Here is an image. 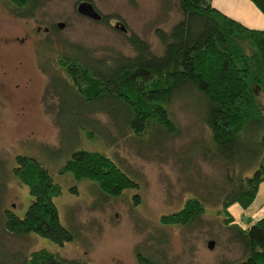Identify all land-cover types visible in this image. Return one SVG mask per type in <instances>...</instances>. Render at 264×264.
Instances as JSON below:
<instances>
[{
  "label": "rangeland",
  "instance_id": "rangeland-1",
  "mask_svg": "<svg viewBox=\"0 0 264 264\" xmlns=\"http://www.w3.org/2000/svg\"><path fill=\"white\" fill-rule=\"evenodd\" d=\"M82 1L90 2L103 20L80 16L76 6ZM39 3L33 17L19 18L0 0V259L47 249L83 264H138L137 252L154 264L240 263L242 249L224 225L217 196L210 197L229 186L225 164L202 155L211 144L198 96L183 94L172 102L171 115L179 129L175 138L135 139L114 128L103 113L92 114L106 135L95 133L91 141L81 134L77 148L109 157L137 183V189L106 197L91 182L59 174L68 159V146L56 120L58 99L49 95V77L58 69V57L70 53L71 46L95 58L132 55L130 35L159 55L162 46L154 32H168L182 19L179 0ZM114 21L127 32L114 28ZM17 156L37 160L60 185L62 193L53 202L60 223L75 237L72 243L59 247L35 235L15 237L3 229L6 211L22 218L32 202L26 186L13 174ZM189 198L206 199L199 221L189 227L161 224L162 216L176 213ZM236 218L244 228V221ZM209 241L214 242L211 250Z\"/></svg>",
  "mask_w": 264,
  "mask_h": 264
},
{
  "label": "trees",
  "instance_id": "trees-1",
  "mask_svg": "<svg viewBox=\"0 0 264 264\" xmlns=\"http://www.w3.org/2000/svg\"><path fill=\"white\" fill-rule=\"evenodd\" d=\"M250 1L264 15V0ZM5 2L8 12L19 18L33 17L40 4L39 0ZM179 6L182 19L168 32H154L162 46L159 55L130 35L132 55L95 58L71 46L70 53L58 57V69L49 77V95L58 99L56 120L68 146V159L59 174L91 182L106 197L137 189V183L109 157L77 148L81 134L91 141L95 133L106 135L92 114L103 113L114 128L135 139L175 138L179 129L171 115L172 102L183 94L198 96L211 144L202 155L225 164L229 186L210 197L217 196L224 225L242 249L243 260L237 264H264V217L247 220L241 228L228 212L233 204L247 209L264 183V31L229 19L211 6V0H179ZM15 162L13 174L26 186L32 202L22 218L6 211L3 229L15 237L35 235L59 247L72 243L75 237L60 223L53 202L62 193L60 185L34 158L17 156ZM205 201L189 198L160 222L189 227L204 215ZM136 259L138 264H154L138 252ZM0 264L83 263L41 249L28 257L2 256Z\"/></svg>",
  "mask_w": 264,
  "mask_h": 264
},
{
  "label": "crops",
  "instance_id": "crops-1",
  "mask_svg": "<svg viewBox=\"0 0 264 264\" xmlns=\"http://www.w3.org/2000/svg\"><path fill=\"white\" fill-rule=\"evenodd\" d=\"M211 6L219 13L239 23L249 30L264 31V15L250 0H211ZM233 212L235 224L237 218L245 222L258 221L264 217V183L259 186L253 203L245 210L238 204L229 207L228 212ZM232 215V213H230Z\"/></svg>",
  "mask_w": 264,
  "mask_h": 264
},
{
  "label": "water",
  "instance_id": "water-1",
  "mask_svg": "<svg viewBox=\"0 0 264 264\" xmlns=\"http://www.w3.org/2000/svg\"><path fill=\"white\" fill-rule=\"evenodd\" d=\"M76 12L82 16V17H85L87 19H90L92 21H95V22H101L102 21V16L101 14H99L95 8L93 7V5L90 3V2H86V1H82V2H79L76 6ZM57 27L59 29H62L63 28V24L61 23H58L57 24ZM114 28H118L120 29L123 33H126L127 31L125 30L124 27L120 26L119 23H117L116 25H114ZM207 247L208 249H213L214 247V242L213 241H209L207 243Z\"/></svg>",
  "mask_w": 264,
  "mask_h": 264
},
{
  "label": "flooded vegetation",
  "instance_id": "flooded-vegetation-1",
  "mask_svg": "<svg viewBox=\"0 0 264 264\" xmlns=\"http://www.w3.org/2000/svg\"><path fill=\"white\" fill-rule=\"evenodd\" d=\"M102 20H103V17H102ZM118 22L117 21H114V25H116Z\"/></svg>",
  "mask_w": 264,
  "mask_h": 264
}]
</instances>
